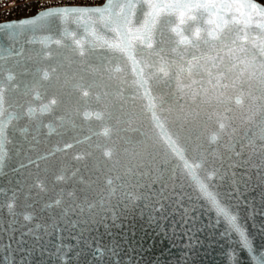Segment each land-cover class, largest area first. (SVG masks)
<instances>
[{
  "label": "water",
  "instance_id": "95a60500",
  "mask_svg": "<svg viewBox=\"0 0 264 264\" xmlns=\"http://www.w3.org/2000/svg\"><path fill=\"white\" fill-rule=\"evenodd\" d=\"M107 3L0 24V264H264V5Z\"/></svg>",
  "mask_w": 264,
  "mask_h": 264
},
{
  "label": "built area",
  "instance_id": "2783aa9c",
  "mask_svg": "<svg viewBox=\"0 0 264 264\" xmlns=\"http://www.w3.org/2000/svg\"><path fill=\"white\" fill-rule=\"evenodd\" d=\"M106 0H0V24L58 7H96ZM264 5V0H255Z\"/></svg>",
  "mask_w": 264,
  "mask_h": 264
},
{
  "label": "snow or ice",
  "instance_id": "6c2138e0",
  "mask_svg": "<svg viewBox=\"0 0 264 264\" xmlns=\"http://www.w3.org/2000/svg\"><path fill=\"white\" fill-rule=\"evenodd\" d=\"M112 5V0H108V3L104 9H96L97 12H103L110 10ZM67 11V10H65ZM204 195L209 199L211 202L212 207L216 210L218 216H222L227 223L231 226V228L238 234L239 236V243L241 247L248 249L251 251L250 242L248 241L247 235L237 223V217L230 214L228 209L224 206H221L220 202L216 199V197L209 191L204 190ZM219 222V221H217Z\"/></svg>",
  "mask_w": 264,
  "mask_h": 264
}]
</instances>
